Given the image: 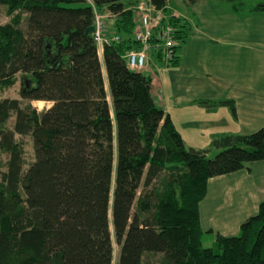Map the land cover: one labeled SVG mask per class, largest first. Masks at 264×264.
Returning <instances> with one entry per match:
<instances>
[{
	"label": "trees",
	"instance_id": "trees-1",
	"mask_svg": "<svg viewBox=\"0 0 264 264\" xmlns=\"http://www.w3.org/2000/svg\"><path fill=\"white\" fill-rule=\"evenodd\" d=\"M140 1L0 0L11 18L0 25V89L17 75L21 82L20 100H0V155L7 157L0 160V264H113V240L116 264H144L151 255H161V264H264V202L237 236L217 235L209 248L199 223L210 179L264 161V127L215 137L213 158L184 146L155 103L150 77L126 64L140 48ZM198 1L181 0L186 7ZM223 1L244 10L242 0ZM167 3L149 6L161 11ZM92 8L110 16L108 36L120 38L102 58L86 34ZM250 11L264 13V1ZM170 14L172 59L151 52L167 67L190 30ZM31 102L52 106L39 113ZM200 104L227 107L236 118L233 101ZM16 137L31 138L26 170Z\"/></svg>",
	"mask_w": 264,
	"mask_h": 264
},
{
	"label": "crops",
	"instance_id": "crops-1",
	"mask_svg": "<svg viewBox=\"0 0 264 264\" xmlns=\"http://www.w3.org/2000/svg\"><path fill=\"white\" fill-rule=\"evenodd\" d=\"M186 8L188 14L180 18L190 30L177 63L167 67L158 57L149 56L143 72L151 79L155 103L169 115L184 146L212 158L219 152L211 149L215 137L249 135L264 127V92L259 85L264 72L258 70L263 62L248 57L251 65H241L242 46L255 44L249 41L246 22L253 17L262 22L257 17L264 13L251 12L252 6L241 11L223 0H199ZM241 69L246 73L241 75ZM220 101L234 102L236 118L227 107L200 104ZM262 202L264 161L208 181L206 196L199 204L200 227L204 234L214 235V241L217 235L237 236Z\"/></svg>",
	"mask_w": 264,
	"mask_h": 264
},
{
	"label": "rangeland",
	"instance_id": "rangeland-1",
	"mask_svg": "<svg viewBox=\"0 0 264 264\" xmlns=\"http://www.w3.org/2000/svg\"><path fill=\"white\" fill-rule=\"evenodd\" d=\"M264 0H242V2L245 4L244 5V10L246 11L247 9H249V7L254 6L258 3H262ZM167 8L169 10V12L176 14L178 16H183V15H187L188 14V8L185 7V5L181 2V0H168L167 3ZM93 13L95 14V16L97 17V21L103 19L104 22V26H105V30L107 31V33L109 32V27H110V19H109V15L106 14H101L99 12H97L96 9L92 8ZM259 17L257 18H262L264 20V15H258ZM96 17L94 18V21L96 19ZM25 18V16H23V19ZM11 20L10 17L7 16L6 13V8L5 7H0V25H4L9 23ZM25 21H23L22 26H24ZM94 23V22H93ZM243 24V23H242ZM94 27V25H92ZM246 26H248V38L250 43H255L253 47H247L244 48L242 46L241 49V65H245V67L251 65L250 61L248 60V57H251L252 59L258 58V60L260 62H263V67L258 68L259 71L264 72V21L260 22L258 21V19H256V17H253V19L249 20L248 22H246ZM94 33V32H93ZM98 35H100V33H97ZM109 38V37H107ZM103 41L100 39L99 42V47H100V55L102 58V45H103ZM150 67V66H149ZM148 68V65L145 66V68L143 70H146ZM151 69V68H150ZM243 73H246L245 70L241 69V75ZM144 76H148L147 72H143ZM263 76V75H261ZM261 84V87L263 88V92H264V79L261 80V82L259 83V85ZM258 85V86H259ZM20 89H21V82H20V75L16 76V82L15 84L8 88V89H0V100L3 99H11V100H20ZM36 102H31V106L32 108H34L37 112H43L47 109H49L52 104L51 103H47L44 102L43 107L38 108L35 105ZM156 105L159 107V105L156 103ZM13 123V119L9 121L8 126L11 127ZM17 140H22L23 145H24V160H25V166L24 169L26 170L28 168V166L33 162L34 156H33V150H32V143H31V138L30 137H25L23 139H20V137H16ZM215 156V155H214ZM213 156V157H214ZM212 157V158H213ZM6 156H1L0 155V160H2L3 162L6 161ZM158 181L153 185L155 188H159L158 185ZM152 189L149 188L148 191ZM139 193H141V190H139ZM133 213V211H132ZM111 230V235H113L112 232V227L110 228ZM113 240V237H112ZM214 241V235L212 234H208V233H203L202 238H201V244L203 248H207L210 247L212 245V242ZM113 242V249H114V258H113V264L117 263L118 260V246ZM161 259L162 256L161 255H151L147 258H144V264H161Z\"/></svg>",
	"mask_w": 264,
	"mask_h": 264
},
{
	"label": "built area",
	"instance_id": "built-area-1",
	"mask_svg": "<svg viewBox=\"0 0 264 264\" xmlns=\"http://www.w3.org/2000/svg\"><path fill=\"white\" fill-rule=\"evenodd\" d=\"M138 10L139 13L135 19L134 33L138 35V39L146 38L152 42L161 43V50L152 49V51L161 53L163 61L168 62L172 59V51L173 47L175 46L174 28L169 25L160 26V11H156L144 3L139 6ZM153 12L156 13V16H153ZM95 17L96 16L94 14V18ZM93 22V38L97 45L99 54L101 53V49L99 47L100 39L104 42L102 45V50L105 45L120 41L118 36H114L112 38H107L105 36V26L103 24V19L97 21L96 17L95 21L93 20ZM97 33H100V35ZM140 47L141 48L138 51H132L126 55V61L129 65L128 67L134 71H140L145 68L147 62L146 54L150 52L146 46Z\"/></svg>",
	"mask_w": 264,
	"mask_h": 264
},
{
	"label": "bare ground",
	"instance_id": "bare-ground-1",
	"mask_svg": "<svg viewBox=\"0 0 264 264\" xmlns=\"http://www.w3.org/2000/svg\"><path fill=\"white\" fill-rule=\"evenodd\" d=\"M161 17H160V24L161 23H164L166 21V18H167V15L165 12H162L161 14ZM93 35V33H92ZM117 36V35H116ZM119 37V36H118ZM136 39V40H135ZM134 40L138 43H140V46H146L148 48V50L150 52H153L152 49H157V50H161V43H154L146 38H141V39H138V35L134 33ZM115 43V42H113ZM112 44V43H111ZM106 46V45H105ZM149 56H151V53H147L146 54V60L147 62H149ZM126 59V57H125ZM170 61V60H169ZM128 65V63H126ZM129 66V65H128ZM35 105L38 107V108H41L43 107L44 105V102H36ZM45 106V105H44ZM35 108V107H34Z\"/></svg>",
	"mask_w": 264,
	"mask_h": 264
},
{
	"label": "water",
	"instance_id": "water-1",
	"mask_svg": "<svg viewBox=\"0 0 264 264\" xmlns=\"http://www.w3.org/2000/svg\"><path fill=\"white\" fill-rule=\"evenodd\" d=\"M93 32H94V27L91 26V27H89V28L87 29L86 34H90V35H92Z\"/></svg>",
	"mask_w": 264,
	"mask_h": 264
}]
</instances>
